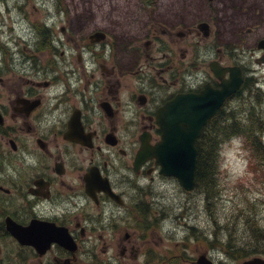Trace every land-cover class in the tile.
I'll return each instance as SVG.
<instances>
[{"label": "flooded vegetation", "instance_id": "flooded-vegetation-1", "mask_svg": "<svg viewBox=\"0 0 264 264\" xmlns=\"http://www.w3.org/2000/svg\"><path fill=\"white\" fill-rule=\"evenodd\" d=\"M0 4L25 18L21 0ZM93 5L73 21L69 4L54 3L32 23L33 34L0 37V264H137L144 252L138 232H155L166 215L160 201L152 210L148 186L173 178L155 157L136 162L143 142L161 140L159 110L179 94L220 89L228 68L238 66L240 87L207 120L196 147L236 98L262 92L253 75L264 63V33L255 34L248 65L231 60L230 42L220 44L215 23L223 19L185 20L184 0L170 20L152 0L141 34L88 29ZM245 8L262 16L255 0L233 4ZM250 26L243 35L253 33ZM12 225L37 246L20 242ZM154 253L170 260L169 249Z\"/></svg>", "mask_w": 264, "mask_h": 264}, {"label": "rangeland", "instance_id": "rangeland-1", "mask_svg": "<svg viewBox=\"0 0 264 264\" xmlns=\"http://www.w3.org/2000/svg\"><path fill=\"white\" fill-rule=\"evenodd\" d=\"M21 1L25 4L23 6L25 18L22 20L20 12H10L3 9L0 4V37L9 38L15 35L25 37L27 36L25 33L33 34L32 23L41 21L46 13L52 12L54 3L69 4L72 9L70 17L73 21L79 18L78 13L84 12V8L92 3L93 17H89L90 20L86 24L91 21L92 23L87 28L98 24L116 33L126 30L133 34H141L140 27L153 13L152 0ZM177 1L156 0L158 4L156 14L167 20L172 19L177 13L175 6ZM184 2L187 4V11L183 14L185 20H191L198 15L213 20L216 17L222 18L223 22L215 23L219 29L221 27L220 44L230 42L235 53L229 56L231 60L238 63L248 62L250 65L254 36L258 32L264 33V0H255L261 8L260 18L256 16L257 10L248 11L245 8L240 13L233 9V4L237 0H184ZM215 11H218V14L214 16ZM227 17L229 22H226ZM256 20L258 22L252 24ZM248 26L252 28L253 33L243 35ZM253 77L258 81L262 92L251 91L249 96L236 98L231 103V111L226 113L228 118L231 114L236 117L234 119L242 120L243 126L231 125L232 118L220 117L215 124L217 128L212 124L213 131L205 134V138L210 140L206 139L202 144V162L208 160V152H214L209 161L215 154L213 194L211 191L207 195L201 192L204 187L202 183L194 186L191 191H186L174 177L165 182L156 181L148 186L146 199L153 207L152 210L160 201L158 210L165 211L166 215L165 220H156L155 232L147 236L142 230L138 232L139 243L144 252L137 264H164L161 260L155 259L154 251L157 255L165 249H169L171 253L170 260L165 264H196V258L200 254H206L214 264H240L242 260L251 259L253 256L264 259V148L259 151L257 143H252L248 136L257 132L264 143V63L259 64ZM143 191L144 188L141 189V194ZM206 197L209 199L206 200ZM142 205L147 206L146 203ZM146 237L152 244L149 241H142ZM148 244L150 247H147ZM253 248L260 250L249 254ZM110 252L109 250L108 254ZM98 253L100 258H104L100 250ZM86 260L84 258V261Z\"/></svg>", "mask_w": 264, "mask_h": 264}, {"label": "water", "instance_id": "water-1", "mask_svg": "<svg viewBox=\"0 0 264 264\" xmlns=\"http://www.w3.org/2000/svg\"><path fill=\"white\" fill-rule=\"evenodd\" d=\"M259 47L264 49V41H261ZM258 62H264V57ZM228 69L230 78L221 82L220 89H208V92L199 95L179 94L159 110L158 124L162 129L161 140L154 146L143 142L136 155L137 163L147 157H155L160 164L162 174L177 177L186 190L193 188L197 156L195 140L223 100L240 87L242 82V74L238 66ZM213 70L218 77L222 73L217 67H213ZM10 230L20 242L37 246L33 241L23 240L26 235L21 226L12 225ZM196 264L214 263L207 258L206 254H200ZM242 264H264V259L254 257L243 261Z\"/></svg>", "mask_w": 264, "mask_h": 264}, {"label": "trees", "instance_id": "trees-1", "mask_svg": "<svg viewBox=\"0 0 264 264\" xmlns=\"http://www.w3.org/2000/svg\"><path fill=\"white\" fill-rule=\"evenodd\" d=\"M223 117V116H221ZM224 118H228V116H225ZM233 119V121L230 123L231 125H234V124H237V125H241L243 126L242 124V120H239V119H234L236 117H234L233 115L229 114V118L228 119ZM252 120V119H251ZM213 123H211L209 125V127H211V129L209 130V133H211L213 131V128H212V125ZM248 136L250 137L252 143H257V149L260 151H262V148H264V143L260 140L259 136H258V133L257 132H254L253 135H250L248 134ZM208 139L210 140V138H205V135L201 138H199L197 141H196V147L198 149V154H197V164H196V168H195V185L196 186L197 184H200L202 183V186L203 189L201 190V192L205 193L206 195L210 193L211 191V194H213V187H212V184H213V177L216 173V170H215V166H214V157H215V154L214 156L212 157V160L209 161L210 159V156H212L214 152L210 153L208 152V160L202 162V154H203V143L205 142V140ZM213 140V139H211ZM205 187L209 188V189H206ZM210 194V195H211ZM209 198L206 197V200H208ZM260 234H262V232H259ZM264 237V236H263ZM258 250H260L259 248H253L252 250L249 251V254L251 253H255V252H258Z\"/></svg>", "mask_w": 264, "mask_h": 264}, {"label": "bare ground", "instance_id": "bare-ground-1", "mask_svg": "<svg viewBox=\"0 0 264 264\" xmlns=\"http://www.w3.org/2000/svg\"><path fill=\"white\" fill-rule=\"evenodd\" d=\"M234 102V101H233ZM244 106V105H243ZM241 113V112H240ZM207 123V122H206ZM248 260V259H247Z\"/></svg>", "mask_w": 264, "mask_h": 264}]
</instances>
